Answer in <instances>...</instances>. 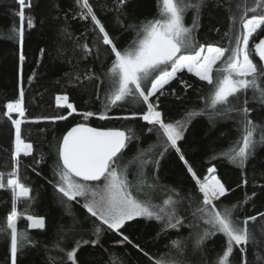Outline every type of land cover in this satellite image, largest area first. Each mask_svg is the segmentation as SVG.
Masks as SVG:
<instances>
[{
  "label": "snow or ice",
  "instance_id": "snow-or-ice-1",
  "mask_svg": "<svg viewBox=\"0 0 264 264\" xmlns=\"http://www.w3.org/2000/svg\"><path fill=\"white\" fill-rule=\"evenodd\" d=\"M76 2L82 9L78 14L80 18H90L94 29H98V34L92 37V45H84L85 55L93 54L95 48L97 58L103 51L106 60L114 59L106 72L94 76L100 80L98 92L104 93L103 111L80 112L69 102L67 95H57L56 105L67 110V115L38 117L33 121L54 123L67 120L73 114L82 117V122L72 126L54 145L57 159L53 179L49 183L60 194L62 205L67 208L68 202L80 203L99 223L94 222L89 230L94 239L69 237L75 240V246L66 250L58 243L59 250L66 252L71 264H78L77 252L82 246L98 245L104 234L112 232L121 237L117 244L131 245L154 264H198L188 259L186 247L181 246V241H170L176 255L167 254L165 259L150 255L124 234L130 222L138 219L157 221L161 225L157 238L169 229L183 227L187 217L182 215V208L187 202V208L183 210H190L192 217L188 226L196 229L190 233V236L194 235L193 249L202 251L205 241L217 234L225 239L214 262L202 259L199 264H234L233 256L237 249L240 264H253L247 258L249 245L254 248L256 261H264V257L256 251L258 245L264 246V242L259 241L255 228L250 227V222L254 225L258 217L264 218V213L241 220L236 212L238 205L223 206L221 198L229 189L218 176L216 166L207 167L206 173L201 176L183 146L189 124L199 116H207L210 123L216 118L230 119L237 126V138L226 149L214 153L211 160L223 158L243 169L257 147L264 146V123L251 118L255 110L253 101L264 107V86H261L264 82V38H260L264 37V0H255L254 7L245 6L243 10H240V4H236V10L229 18V30L225 33L229 40L227 47L200 44L195 39L194 32L199 27L204 0H162L160 18H146L131 24L118 21L122 28L135 32L127 47H121L118 38L106 30L89 0ZM16 3L19 5V12L16 13L20 22L19 43L23 45L26 29H32L35 20L31 15L26 16V10L32 7L31 0H16ZM129 3L131 0H117L116 10L122 11ZM190 10L193 12L192 24L186 26L185 16ZM101 44L105 46L103 49ZM254 56H258L261 63L256 62ZM19 59L23 62L24 55L21 54ZM185 70L209 86L208 93L201 97L204 106L199 110L186 111L181 119L168 120L160 107V97L169 94L165 86L178 79ZM184 87L188 89L191 85L184 83ZM129 99L138 109L116 118L144 121L148 125L147 132L155 133L156 140L147 149H138L131 160L124 161L123 151L133 139H140L135 129L97 128L89 126L87 121L93 117L100 120L112 118L108 115L111 109ZM5 108L4 115L11 120L15 130L13 167L6 185L0 173V188L7 187L13 195L6 227L0 232L10 236L11 264H18L26 246L35 243L27 230L18 228V220L22 216L28 221V229L39 230L46 228V221L42 216L22 214L17 209L18 200L30 193V188L19 178L20 157L30 156L34 151L33 144L22 137V124L26 117L22 86L18 98L7 102ZM13 113L20 118L13 119ZM172 153L191 176L200 195L191 191L181 193L159 183L156 172L160 162ZM133 165L135 179L129 180V170ZM161 193L166 195L157 202Z\"/></svg>",
  "mask_w": 264,
  "mask_h": 264
},
{
  "label": "trees",
  "instance_id": "trees-1",
  "mask_svg": "<svg viewBox=\"0 0 264 264\" xmlns=\"http://www.w3.org/2000/svg\"><path fill=\"white\" fill-rule=\"evenodd\" d=\"M89 3L106 26V30L118 38L121 47H127L131 43L135 32L122 28L118 21L131 24L146 18H160L159 10L162 7V0H131V3L118 12L117 0H89ZM31 4V9L26 10V16L34 17L35 26L26 29L23 45H20V22L16 15L19 5L16 0H0V173L3 174V182L6 185L13 167L15 130L11 120L4 115L5 104L18 98L22 86L26 108L22 137L26 142L33 144L34 151L30 156L20 157L19 178L30 188V193L28 197L18 200L17 209L22 214L44 217L46 228L28 229V221L21 216L18 228L27 230L35 243L26 246L19 256L18 264H71L67 260L66 252L60 251L57 244L70 250L75 246V240L69 237L78 239L83 236L84 239H94L89 230L94 222H99L90 217L80 203L68 202L67 208L62 205L59 202L60 194L55 191L49 180L53 179L57 159L54 145L72 126L82 122V117L73 114L67 120L54 123L33 121L38 117L67 115V110L56 105L57 95H67L69 102L80 112L103 111L104 93L98 92L100 80L94 76H101L106 72L114 57L106 60L102 51L97 58L95 48L93 54L85 55L84 45H92V37L98 34V29H94L90 18H80L78 14L82 9L76 0H31ZM236 4H240V10H243L245 6L254 7L255 0H204L199 27L194 32L198 43L228 46L229 40L225 33L229 30V18L236 10ZM192 18L193 12L190 10L185 16L186 26H191ZM103 47L105 46L101 44L102 49ZM21 54L25 57L23 62L19 59ZM254 60L261 63L258 56H254ZM184 83L191 87L185 89ZM261 86H264V82ZM165 88L169 94L161 96L159 102L168 120L181 119L186 111L203 108L201 97L209 90L206 82L186 72L180 73L179 78ZM251 95L249 92V97ZM253 105L255 110L251 113V118L258 123H264V107H260L256 101H253ZM137 109L138 106L129 99L121 106L111 109L108 115L112 118L100 120L93 117L87 121L91 127L135 129L140 139H133L123 151L124 161L131 160L137 155L138 149H147L156 140L155 133L147 132L148 125L144 121L116 118ZM11 115L13 119L19 118L16 113ZM237 136V126L233 120L216 118L210 123L207 116H199L189 124L183 146L201 176L206 173L207 167L213 164L216 166L218 176L229 189L226 196L221 198L222 205H238L236 212L243 220L264 213V146L257 147L243 169L223 158L211 160L214 153L226 149ZM37 160L41 162L37 163ZM135 170L133 165L129 170V180L135 179ZM156 174L162 185L175 188L181 193L191 191L200 195L195 188V182L174 153L161 160ZM245 180L247 183H244ZM164 195L166 194L161 193L157 202ZM11 208V191L7 187L0 188V229L6 227V217ZM185 208L187 202L182 208V215L187 217L184 226L169 229L158 238L157 233L161 225L155 220L138 219L136 222H130L124 234L129 235L144 251L154 257L163 256L166 259L167 254L176 255V249L170 244V241L176 240L182 242V247H186L189 260H195L198 264L202 259L214 262L225 243L224 237L217 234L205 241L202 251L193 249L194 235L190 236V233H194L196 229L188 226L192 217L191 211H184ZM250 227L255 228L259 241L264 242V218L258 217L254 225L250 222ZM120 239L117 234L107 232L101 237L98 245L82 246L77 252L78 264H154L131 245L117 244L116 241ZM256 251L264 257V246L258 245ZM247 258L253 264H264V261H256L252 245L247 248ZM233 260L234 264H240L238 249ZM0 264H11L10 236L4 232H0Z\"/></svg>",
  "mask_w": 264,
  "mask_h": 264
},
{
  "label": "rangeland",
  "instance_id": "rangeland-1",
  "mask_svg": "<svg viewBox=\"0 0 264 264\" xmlns=\"http://www.w3.org/2000/svg\"><path fill=\"white\" fill-rule=\"evenodd\" d=\"M183 72H186V73H188L186 70L185 71H183ZM189 74H191V73H189ZM192 75V74H191ZM20 118V117H19ZM10 190V189H9ZM11 191V190H10ZM12 193V192H11ZM13 195V194H12ZM24 198H26V197H21L20 199H24Z\"/></svg>",
  "mask_w": 264,
  "mask_h": 264
},
{
  "label": "water",
  "instance_id": "water-1",
  "mask_svg": "<svg viewBox=\"0 0 264 264\" xmlns=\"http://www.w3.org/2000/svg\"><path fill=\"white\" fill-rule=\"evenodd\" d=\"M8 189V188H7Z\"/></svg>",
  "mask_w": 264,
  "mask_h": 264
}]
</instances>
